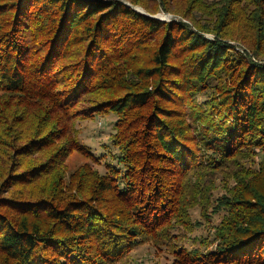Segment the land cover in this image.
<instances>
[{
	"label": "trees",
	"instance_id": "1",
	"mask_svg": "<svg viewBox=\"0 0 264 264\" xmlns=\"http://www.w3.org/2000/svg\"><path fill=\"white\" fill-rule=\"evenodd\" d=\"M142 245L264 264V0H0V264Z\"/></svg>",
	"mask_w": 264,
	"mask_h": 264
},
{
	"label": "rangeland",
	"instance_id": "2",
	"mask_svg": "<svg viewBox=\"0 0 264 264\" xmlns=\"http://www.w3.org/2000/svg\"><path fill=\"white\" fill-rule=\"evenodd\" d=\"M138 10L142 11L139 7ZM154 17L169 22L174 19H180V17L174 16L170 12H158L154 14ZM206 36L209 37L210 35L207 34ZM238 49L243 51L242 48ZM115 120L116 116L112 112L96 114L90 119L81 120L78 123L80 141L86 144L93 152L95 151L96 154L104 152L106 150L105 145L113 147L110 136L114 132ZM72 161L75 166L84 162L85 159L82 157H74ZM160 258L164 261L163 257L160 256ZM160 258L156 256L155 252H152L150 246L142 245L132 251L130 264H157Z\"/></svg>",
	"mask_w": 264,
	"mask_h": 264
}]
</instances>
